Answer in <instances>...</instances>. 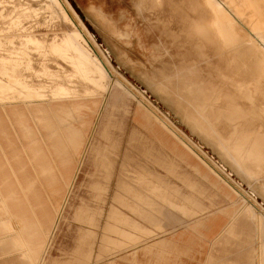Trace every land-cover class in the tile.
I'll list each match as a JSON object with an SVG mask.
<instances>
[{
    "label": "rangeland",
    "instance_id": "rangeland-1",
    "mask_svg": "<svg viewBox=\"0 0 264 264\" xmlns=\"http://www.w3.org/2000/svg\"><path fill=\"white\" fill-rule=\"evenodd\" d=\"M62 1L74 13L78 25L83 27L86 34L103 53L104 59L110 66V72L114 76L116 74V77L112 78L113 80L104 79L94 69L89 71V66H81L77 61L78 55L72 51L54 53L51 50L55 43L60 44L67 40L70 35H77L78 32L76 27L72 28L58 15L59 12L56 9H51L52 2L50 0H0V32L3 35V37L0 35V100H13L17 94L25 99L33 100L35 98L33 96L37 95L52 99L58 87L66 88L70 93L71 101L67 104L66 111H60L57 116L59 107L56 106V113L53 114L54 106L50 104L51 102L45 103L49 109L46 125L49 127L52 125L50 130L55 133L57 141L61 144L65 143L66 136L69 135L68 131L74 127L75 122L72 118L75 120V116H78L76 121L80 123L79 113L72 115L71 110H80L84 115L90 114L91 116L92 114L93 119H95L99 107L108 102L104 112L103 126L99 128L101 132L96 135L94 140L97 144L96 147L100 148V157L96 154L100 160L99 165L98 167H89L88 176L81 175L79 180L77 178V184L70 200L66 197L62 199L64 203L69 204L66 211L64 210L65 213L53 240L50 255L41 264L110 262V260H116L122 256L124 251L111 244L103 246L102 239L107 238L113 242H117V240L120 242L121 239L119 247H123V236L112 233V228L116 230L117 223L122 226L123 222L128 221L127 218L122 219L123 216L139 218L123 206L124 201L128 199L126 198L128 194H126L127 187L125 185L129 183L132 184L131 187L136 192L141 194L137 199V207L140 206L139 210L141 213L144 212L142 219L147 221L151 211L158 213L166 212V210L174 211L182 216V219L175 221V225L179 224L185 228H195L204 224L208 220L206 216L209 212L211 215V211H218L225 205L223 202V204L219 203L222 198L218 194L226 195L231 200L229 204H226L230 206L229 209L233 207L235 208L232 210L235 211L234 213H243L237 222L235 233L226 235L227 246L221 248L222 243L220 242L215 246L212 251V260L221 257L227 262L256 264L259 263L257 256H259L258 252L261 247L262 262H264V225L260 226V230H258V222L254 214L252 215L255 211H252L253 208L251 209L249 206L251 203L256 206V213L262 217L264 223V216L262 215L264 214V194L260 188L262 182L251 180L237 171L211 141L194 131L183 119L187 108L185 101L182 104L179 103L168 88L165 92L157 88L158 80L162 74L165 73L172 77L173 65L179 64L181 61L169 34L164 32L161 25L159 26L160 22L157 16H160L163 21L167 20V17L160 12L149 10L148 5H143L144 0ZM17 20L23 21V24L21 25V22H17ZM166 23L168 25V20ZM169 28L175 33L178 31L177 26L173 23L169 25ZM34 35L35 37L32 39L42 42L41 47L28 42ZM6 36L7 39H3ZM4 40L6 41L4 42ZM15 43L18 45L16 46ZM184 43L188 48V39ZM13 49L14 51H12ZM259 49L264 53V48ZM182 75L191 77L186 73ZM195 76L203 77L201 72H196ZM180 82L181 80L173 78L171 84L175 86L176 90L181 91L182 83ZM202 83L200 80L191 81L188 86L197 92ZM135 89L142 93V97L137 95ZM143 101H149L152 109L162 119L168 120L181 136L174 139L169 132L162 128L159 122L152 119L153 116L143 108ZM68 112L72 118L69 117ZM153 115L155 114L153 113ZM57 118L59 121H63L61 127H56ZM260 123L259 120H256L255 127H260ZM220 129H225V132L230 133L225 120L220 123ZM48 144V138H44L46 151H48L46 149ZM194 144L207 155V160L210 158L222 169H219L222 175L233 187L235 186L236 189L240 190L245 198L239 197L227 187L228 184L222 177L220 178L225 184L219 180V176L213 174L207 166L190 154L187 149L191 150L190 146ZM125 150H129V161L133 165L127 166L126 170L122 171L123 177L119 179L123 189L120 191V199H118L120 202L117 203L116 207L120 209L109 213L106 211L110 209L112 204L116 205L113 200L116 192L113 191L118 189L115 187L118 183L116 172H119L120 167L115 164L113 169H108L105 160L119 159L120 161L121 157L125 155ZM47 154L49 156L45 155L47 159L43 158L41 166H38L28 154L27 163L32 168L28 170L30 182L35 179L34 172L37 173L43 184L48 182L50 176L59 175L61 166L56 161V155L53 151H49ZM105 155H108V159L105 158V164H102L101 159L106 157ZM181 162L189 166V168H185L189 169L190 174L197 173L205 179V194L203 196L205 205L203 209L201 204L187 201L188 198L193 199L192 197L185 199L189 206L187 204L179 205L172 199L173 190L170 189L169 185H165L158 178H155V174L164 175L163 178L167 182L173 183V180L177 179L175 176L179 172L178 169H181V166L177 164ZM42 168L44 169L42 170ZM191 168L199 171L194 172ZM108 173L113 174L110 180L106 178ZM106 179L110 181L107 180L109 184L112 181L111 186H109L112 189L110 188L111 192L109 189L110 193L107 192L100 199L101 191L99 188L107 185ZM262 181H264V176ZM182 184L186 192L196 194L195 186L192 187V184L189 183L187 186L183 182ZM92 192L95 195L99 194L98 197H95ZM41 194H49L45 186L41 189ZM108 194L109 197H106ZM199 196L201 197V195ZM94 198L99 201L94 200ZM101 200L104 203H101ZM105 203L108 205H103ZM110 204L111 206H109ZM84 205L86 206L85 209H88L82 213L79 208ZM101 205H103L105 213L103 210L100 212ZM105 216L106 218H104ZM103 226L106 231L107 228L109 229L107 234L102 233ZM117 244L119 243L117 242ZM167 244H170V241ZM89 251V255L85 257ZM52 256H54L55 262L49 261Z\"/></svg>",
    "mask_w": 264,
    "mask_h": 264
},
{
    "label": "bare ground",
    "instance_id": "bare-ground-1",
    "mask_svg": "<svg viewBox=\"0 0 264 264\" xmlns=\"http://www.w3.org/2000/svg\"><path fill=\"white\" fill-rule=\"evenodd\" d=\"M50 1L52 2L51 9H56L57 12H59L58 15H60L66 23H69L72 28L76 27L75 29L78 32L77 35H70L67 40H64L60 44L55 43L51 50L54 53H63L66 51L69 53L72 51L78 55V60H76L81 66H89V71L94 69L99 73V76L104 77V79H110V81L113 80L112 78L116 77V74L114 76V74L110 72V66H108L106 59H104L103 53L98 49L94 41L86 34L83 27L78 25L76 22L77 18L71 9L62 0ZM143 5H148L149 10L160 12V14L167 17L168 25L166 23L167 20L163 21L160 16H157L158 21L160 22L159 26L161 25L164 32L169 34V37L172 39V44L177 49V55L181 57L180 63L173 65V76L170 77L165 73L162 74V77L158 80L159 83L157 84V88L162 92H165L168 88L171 92H173V95L179 103L182 104L185 101L187 108L185 109L183 119L194 129L195 132L211 141L220 151L222 156L229 163H231L237 171L243 173L251 180H256L258 182L261 181L262 183L260 188L264 194V181H262V177L264 176V53L259 49L264 48V0H144ZM19 21L20 20H17V22ZM22 22L21 25L23 24ZM172 23L178 28L176 33L173 32L174 30L169 28V25ZM0 35H2L1 32ZM9 36H11V34H9ZM34 37L35 35L31 37L28 42L36 45L37 47H41L42 42L40 43L38 40L32 39ZM3 39H7V36ZM19 39L21 40V38ZM186 39H188V48L184 43ZM5 41L6 40H4V42ZM2 43L1 45H3ZM18 43H15L16 46ZM12 51H14V49ZM196 72H201L203 77H196ZM184 73L191 75V77H184V75H182ZM173 78L181 80V91L176 90L175 86L171 84ZM196 80L203 82L202 85H200V90H197V92L188 86L189 82ZM135 92H137V95H141L142 97V93L136 91V89ZM17 97L13 100H0V105H9L13 106V108L15 106H22L23 108L27 107L32 111L31 114L35 119L37 117V108L39 109V114L43 115L44 138H48L49 140L48 147L46 148L48 151L44 149V152H41L38 155L33 154L31 149V140H29V154L38 166L42 165L41 161L43 158L47 159V156H49L47 153L49 151H53L54 155H56V161L61 166L60 173L55 177L50 176V179L48 177L49 180L48 182H44V186L47 188L49 193L48 195L55 198L56 210H58L60 215L64 210H66L69 204L64 203L62 199L64 197L68 200L72 198L77 184V178L79 180L81 175H84V177L88 176L89 167H98L99 165L100 160L98 157H100V148L96 147L97 144L94 140L96 135L101 132L99 131V128L103 126L104 112L108 106V102H105L99 107L95 119H93L92 114L91 116L90 114L84 115L80 110H71V114L73 112L72 115L79 113V118H81L79 119L80 123L76 121L78 120V116H75L74 120L70 116V112H68L69 117L72 118L75 124L74 127L68 131L69 135L66 136V141L64 143L66 152L64 153L61 151L63 148L61 147L59 141H57L55 133L50 130L52 125L50 127L49 125H46V122H48L49 109L46 107L45 103L51 102L50 104L54 106L53 114L54 112L56 113V106L59 107V110L56 113L58 116L60 111H66L65 109L67 104L71 102L69 91L64 87H58L56 89V94L52 99L40 97L38 95L33 96L35 97L33 100L22 98L18 94ZM143 104V108H145L149 114L153 116H151L152 119L159 122L162 128L169 132L174 139L175 137L181 136L180 133H178V130H176L168 120L162 119V117L152 109L149 101H143ZM153 113L155 115H153ZM222 120H225L228 124L230 133L225 132V129H220V123ZM256 120L261 122L260 127H255L254 123ZM62 122L57 118L56 127H61ZM80 134L87 136L88 138L86 148L82 153L79 147L74 148L71 141L72 138H76ZM68 148L72 150L71 153H69ZM190 148L191 150L187 149L190 154L195 156L201 163L207 166L213 174L217 177L219 176V180L224 183V181L220 178L222 177L228 184L227 187L235 192L239 197L241 196L245 198L244 194L240 190L236 189L235 186L233 187L224 175H222L220 172L222 169H220L215 162L211 161L209 156L208 158L210 160H207V155L201 151V148L198 149L196 144L193 146L191 145ZM128 153L129 150H125V155L121 157L122 159H120V161L119 159L113 161L105 160L107 164H105L104 159H108V155H105L106 157L101 159V163L107 165L108 167L106 166V168L108 169H113L115 164H118L120 167L119 172H116L118 183H115V187L118 189L116 188L117 191H113L114 193L116 192L113 197L116 205L111 203L112 206L110 204L109 206L111 207L106 212L109 211V213H113L117 211V209H120L116 207L117 203L120 202L118 200L120 199V191L123 189V186L119 183V179L120 177H123L122 171L126 170L127 166L133 165L129 161L130 159ZM96 154L99 156L96 157ZM45 155L47 156L45 157ZM43 169L44 168H42V170ZM29 177L30 173L28 172V180ZM111 177H113V174L111 175V173H108L106 176L109 180ZM108 181L107 185H104L103 187L100 186L99 188L101 191L99 196L100 199L104 197L107 192H109L110 188L112 189V187H109L111 186L112 181L110 184V181ZM131 186V183L125 185V187H127L126 194H128L126 198L128 199L125 201L123 200L125 202L123 206L125 209L127 208L133 212L137 211V199L141 194L136 192ZM27 194L32 196L41 193L39 191L33 192L29 187ZM93 194L95 195V193ZM97 195H95V197H98ZM107 196L109 197V194L106 195V197ZM94 200L97 199L94 198ZM243 200L245 201V199ZM107 201L106 203H108ZM101 203L104 202L101 200ZM106 203L103 205H108ZM103 205H101L102 207L100 208V212L103 210ZM249 206L251 209L253 208L252 211H255L252 215L254 214L255 219L258 222V230H260V226L264 225L262 217L257 215L255 209L256 206L253 203ZM85 207L86 206L84 205L80 207L79 210L84 213L83 211L88 209H85ZM89 210L88 212H90ZM242 213L243 212H239L237 216L227 224L226 230L224 229L225 234H233L235 232L237 228V221ZM262 215L264 216V214ZM105 234H107V231H105ZM225 234L220 237H224ZM258 254V264H264V262H262L261 247Z\"/></svg>",
    "mask_w": 264,
    "mask_h": 264
},
{
    "label": "crops",
    "instance_id": "crops-1",
    "mask_svg": "<svg viewBox=\"0 0 264 264\" xmlns=\"http://www.w3.org/2000/svg\"><path fill=\"white\" fill-rule=\"evenodd\" d=\"M36 110L37 117L35 119L31 114L32 111L27 107L15 106L13 108V106L9 105H0V264H41L45 262L50 255L53 240L55 235H57L66 211L59 215L58 210H56L55 198L48 194L32 196L27 194L29 187L33 192L39 191L40 193L44 187L36 172H34L35 179L31 180V182L27 178L28 170L32 169L27 163L29 140H31L33 154L38 155L44 152L43 115L39 114L38 108ZM87 140V136L80 134L78 137L72 138L71 141L74 148L79 147L82 153L86 148ZM61 147L63 148L61 151L65 153V144H61ZM68 149L69 153H71L72 150ZM177 165L181 166V169H178L179 172L175 176L177 179L173 180V183L167 182L163 178L164 175L155 174V178H158L161 183L169 185L170 189L173 190L172 199L179 205H188L185 199L192 197L194 200L188 198V201L201 204L203 209L205 205L203 198L205 194V179L200 174H190L187 164L181 162ZM192 170L194 172L199 171ZM182 182L185 185L187 184V186L188 183L192 184V187L195 186L196 194L186 192ZM218 195L222 198L219 203H225L223 205L224 208L218 209L221 212L217 210L211 211L213 215H205L208 221L195 228H185L179 224L175 225V221L182 219V216L174 211L166 210V212L160 213L151 211L146 221L142 219L139 206L137 211L132 212L139 218L123 216L121 217L122 219H128L127 222L122 224V226L126 227H122L120 223H117L116 230L112 228V233L123 236V247H119L121 239L120 242L117 240L119 244L107 238L102 239L103 246L111 244L118 246L117 249L124 251L118 259L110 260V262L62 263L238 264L236 261L227 262L221 257L212 260V251L219 242L222 243L221 248L227 246V234H225L227 224L238 214L232 211L235 208L229 209L230 206L226 205L231 202L226 195L220 193ZM174 225L177 227L174 228ZM102 229V233L105 234L104 226ZM108 230L107 228V233ZM224 234L225 236L221 238L220 236ZM169 241L170 244H167ZM89 253L90 251L85 257ZM49 261L55 262L56 260L52 256ZM242 264H247V262Z\"/></svg>",
    "mask_w": 264,
    "mask_h": 264
}]
</instances>
